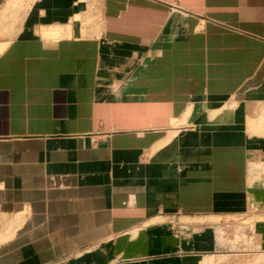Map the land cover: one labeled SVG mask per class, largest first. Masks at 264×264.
<instances>
[{
	"label": "crops",
	"instance_id": "crops-1",
	"mask_svg": "<svg viewBox=\"0 0 264 264\" xmlns=\"http://www.w3.org/2000/svg\"><path fill=\"white\" fill-rule=\"evenodd\" d=\"M263 69L264 0H0V264L234 247L232 218L264 215V133L246 124Z\"/></svg>",
	"mask_w": 264,
	"mask_h": 264
},
{
	"label": "rangeland",
	"instance_id": "rangeland-1",
	"mask_svg": "<svg viewBox=\"0 0 264 264\" xmlns=\"http://www.w3.org/2000/svg\"><path fill=\"white\" fill-rule=\"evenodd\" d=\"M261 80H264V69L261 71L260 76L253 82V85L251 86L252 89L256 88L257 85H259ZM255 92V91H254ZM253 92V93H254ZM251 95V94H250ZM244 94L239 93L238 95L230 98L231 100L236 101V110H242L244 102H241L246 99ZM229 100L223 101L221 103L213 105L214 109H219L218 113H210L209 114V108L210 106H205L204 104L200 105L199 107H196V112L198 115H200V118H198L197 122L201 120V124L203 123H212V124H219L221 123L222 119L220 118L221 115H228L229 113H226V107L225 102ZM254 111H256V108L254 107ZM262 111V110H261ZM256 113V112H255ZM186 117V116H185ZM253 126H251V129H249V123L247 122V131L250 134H262L264 133V113H259L257 117L253 118ZM200 124V122L198 123ZM215 127V126H213ZM259 127V128H257ZM248 216H239V217H233L232 219L236 223L237 229H234L232 231V234L229 232L227 233V237H232L235 244L234 247L230 248L229 250H224L223 248L215 253H209V254H203L208 255L205 257L200 258V261L198 264H264V242L262 243L261 236L264 235V229L261 233H258L256 230L257 225H264V215H258L255 214L253 210H249ZM1 220V218H0ZM182 221V220H180ZM219 221V220H217ZM228 221V220H227ZM182 223H188V221H182ZM258 223L257 225H255ZM250 227L253 226V229L250 230L249 237H246L244 234L243 227ZM256 227V228H255ZM252 228V227H251ZM254 232V233H253ZM219 238H226L225 233L219 235ZM264 240V236H263ZM240 242V243H239Z\"/></svg>",
	"mask_w": 264,
	"mask_h": 264
}]
</instances>
